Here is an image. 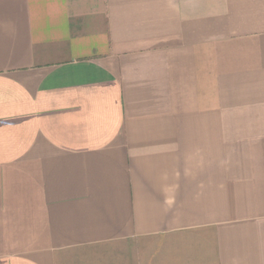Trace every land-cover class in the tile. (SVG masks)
I'll return each instance as SVG.
<instances>
[{"label": "crops", "instance_id": "obj_1", "mask_svg": "<svg viewBox=\"0 0 264 264\" xmlns=\"http://www.w3.org/2000/svg\"><path fill=\"white\" fill-rule=\"evenodd\" d=\"M0 264H264V0H0Z\"/></svg>", "mask_w": 264, "mask_h": 264}]
</instances>
